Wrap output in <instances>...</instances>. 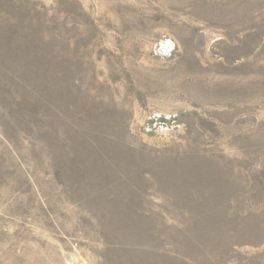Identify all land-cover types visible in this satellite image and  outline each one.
Masks as SVG:
<instances>
[{
	"label": "rangeland",
	"instance_id": "obj_1",
	"mask_svg": "<svg viewBox=\"0 0 264 264\" xmlns=\"http://www.w3.org/2000/svg\"><path fill=\"white\" fill-rule=\"evenodd\" d=\"M0 264H264V0H0Z\"/></svg>",
	"mask_w": 264,
	"mask_h": 264
}]
</instances>
